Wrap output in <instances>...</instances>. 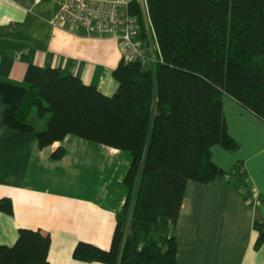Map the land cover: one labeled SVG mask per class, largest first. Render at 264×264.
I'll return each instance as SVG.
<instances>
[{
  "label": "trees",
  "instance_id": "1",
  "mask_svg": "<svg viewBox=\"0 0 264 264\" xmlns=\"http://www.w3.org/2000/svg\"><path fill=\"white\" fill-rule=\"evenodd\" d=\"M148 12L158 48L144 60H122L112 73L115 95L47 68L3 113L6 127L34 133L41 150L74 136L130 154L128 196L111 247L80 242L73 254L80 263L179 264L175 229L189 182L220 178L251 199L243 164L226 172L212 161V149H238L224 97L264 123V0H148ZM64 154L60 148L52 157ZM0 211L13 215L12 202L0 200ZM254 230L259 250V217ZM50 248L48 234L21 229L14 246H0V264H50Z\"/></svg>",
  "mask_w": 264,
  "mask_h": 264
},
{
  "label": "crops",
  "instance_id": "2",
  "mask_svg": "<svg viewBox=\"0 0 264 264\" xmlns=\"http://www.w3.org/2000/svg\"><path fill=\"white\" fill-rule=\"evenodd\" d=\"M55 12L50 0H0V200L13 204V215L0 211V246H14L21 229L41 231L51 237L50 264H87L75 261L74 251L80 242L110 249L128 196L130 154L74 136L41 150L34 133L3 124L5 108L17 105L47 68L109 97L118 90V42L54 29ZM223 111L238 149L216 146L212 161L226 172L242 163L251 199L220 178L189 182L175 229L179 264H264L254 230L256 218L264 221V123L229 97ZM60 148L64 157L53 159Z\"/></svg>",
  "mask_w": 264,
  "mask_h": 264
},
{
  "label": "built area",
  "instance_id": "3",
  "mask_svg": "<svg viewBox=\"0 0 264 264\" xmlns=\"http://www.w3.org/2000/svg\"><path fill=\"white\" fill-rule=\"evenodd\" d=\"M43 0H36L39 3ZM56 12L54 29L118 42L127 62L144 60L156 45L148 12V0H50ZM142 28L146 39H142ZM148 38V41H147ZM227 179L230 177L227 176Z\"/></svg>",
  "mask_w": 264,
  "mask_h": 264
},
{
  "label": "rangeland",
  "instance_id": "4",
  "mask_svg": "<svg viewBox=\"0 0 264 264\" xmlns=\"http://www.w3.org/2000/svg\"><path fill=\"white\" fill-rule=\"evenodd\" d=\"M34 114H36V112L35 111H33V113H32V115H34ZM43 123H46V120H43V121H38L37 122V126H41ZM127 154V153H126ZM128 155V154H127Z\"/></svg>",
  "mask_w": 264,
  "mask_h": 264
}]
</instances>
